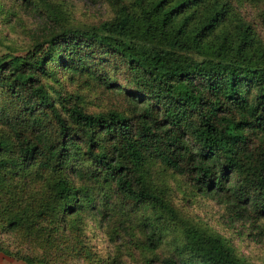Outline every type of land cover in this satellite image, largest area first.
Segmentation results:
<instances>
[{"label":"trees","instance_id":"trees-1","mask_svg":"<svg viewBox=\"0 0 264 264\" xmlns=\"http://www.w3.org/2000/svg\"><path fill=\"white\" fill-rule=\"evenodd\" d=\"M102 28L0 55V254L70 264L75 217L139 251L167 244L160 264H243L174 214L155 175L187 179L230 224H264V44L225 0H127ZM58 74L123 105L87 113Z\"/></svg>","mask_w":264,"mask_h":264},{"label":"rangeland","instance_id":"rangeland-1","mask_svg":"<svg viewBox=\"0 0 264 264\" xmlns=\"http://www.w3.org/2000/svg\"><path fill=\"white\" fill-rule=\"evenodd\" d=\"M127 0H0V55L23 56L35 43L54 29L86 30L103 33L102 24L115 19ZM130 1V0H128ZM229 9L250 27L256 38L264 44V0H225ZM36 42H40L36 39ZM51 68L55 62L48 64ZM109 71L105 67L102 73ZM60 74V73H59ZM58 74L57 86L62 96H78L85 112L96 113L110 108H121L122 99L93 85L69 83ZM109 77L129 90L128 77L123 73L109 72ZM47 83V86H55ZM0 129V136L3 135ZM159 186L165 191L174 214L187 224L224 240L234 256L243 264H264V224L251 230L241 223H229L223 208L199 196L187 179L167 171H157ZM149 211L135 213L140 216ZM177 216V217H178ZM93 218H71L70 230L76 235L66 238L70 247L77 243L78 253L70 264H160V260L173 254L167 244L152 252L139 251L123 244L121 237L109 240L106 226L98 227ZM170 238V237H168ZM87 253L89 256L87 257Z\"/></svg>","mask_w":264,"mask_h":264},{"label":"crops","instance_id":"crops-1","mask_svg":"<svg viewBox=\"0 0 264 264\" xmlns=\"http://www.w3.org/2000/svg\"><path fill=\"white\" fill-rule=\"evenodd\" d=\"M0 264H26L21 261H16L10 257L0 254Z\"/></svg>","mask_w":264,"mask_h":264}]
</instances>
